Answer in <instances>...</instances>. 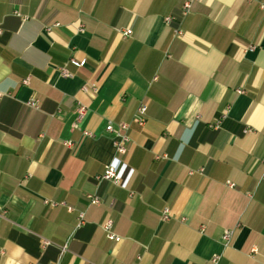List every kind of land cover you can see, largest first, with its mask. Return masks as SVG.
<instances>
[{"label":"crops","instance_id":"0c3cea01","mask_svg":"<svg viewBox=\"0 0 264 264\" xmlns=\"http://www.w3.org/2000/svg\"><path fill=\"white\" fill-rule=\"evenodd\" d=\"M261 3L0 0V264H264Z\"/></svg>","mask_w":264,"mask_h":264},{"label":"built area","instance_id":"2783aa9c","mask_svg":"<svg viewBox=\"0 0 264 264\" xmlns=\"http://www.w3.org/2000/svg\"><path fill=\"white\" fill-rule=\"evenodd\" d=\"M188 7V2H186L183 6V11L186 10V8ZM260 9L262 10V12H264V3H261L259 5ZM171 19H173L172 16H168L166 17V21H170ZM131 29H125L121 31V35L122 36H129L131 34ZM175 33L177 35L181 34V30L176 28L175 29ZM68 62L76 67H81L85 64V59H81L78 60L75 57H71L69 58ZM60 72L62 75L64 76H68L70 75L69 71L64 67H60ZM23 83H27V79L22 81ZM84 91H91L92 93H94L97 89V86L95 84H90V85H86L82 88ZM1 95V94H0ZM29 105L33 106V107H37L36 101H30L28 102ZM146 105L144 103H139L136 107L135 110V114H134V121L138 124V125H143L146 119ZM86 112V107L83 104H78L77 108H76V117L77 120L81 119L84 114ZM128 124L126 123H119L118 128H114L112 126V124H108L106 126V131L109 132L111 134V138H112V143L113 146L116 150L117 153L119 154H124L126 153V143L129 141V137L127 134L128 131ZM246 131H250L249 128H245L244 132ZM84 134H88V132H85ZM65 145L67 146H72L73 142L68 140L64 142ZM99 180H108V181H113V182H118L120 181V177L119 175L116 173L115 169L113 166L111 165H107L103 171V173L98 177ZM226 184L229 187H233V183L231 182H226ZM87 198H88V202L90 204H99L100 203V198L98 195L96 194H87ZM45 203H49L51 206H55L57 205L55 202H49L48 200H44ZM161 217L162 219L166 220L168 219V211L166 209H164L161 213ZM82 223V213L78 214V225H80ZM101 228L105 233V236L107 239L109 240H115L116 242L120 241L121 238L120 236L116 235L113 230H112V220L110 218H107L102 224H101ZM233 234V230H225L222 238L224 240V243H228V241L230 240L231 236ZM50 242L47 240H43L42 244L48 245ZM66 249V245L62 246L60 249V253H59V257L61 256V254L65 251ZM59 257L54 260L51 264H59ZM214 263L216 262V258H213L212 260ZM30 264V263H29Z\"/></svg>","mask_w":264,"mask_h":264}]
</instances>
